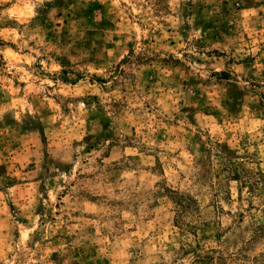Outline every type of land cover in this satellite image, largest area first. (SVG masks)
Masks as SVG:
<instances>
[{
  "label": "clouds",
  "instance_id": "1",
  "mask_svg": "<svg viewBox=\"0 0 264 264\" xmlns=\"http://www.w3.org/2000/svg\"><path fill=\"white\" fill-rule=\"evenodd\" d=\"M0 264H264V0H0Z\"/></svg>",
  "mask_w": 264,
  "mask_h": 264
}]
</instances>
